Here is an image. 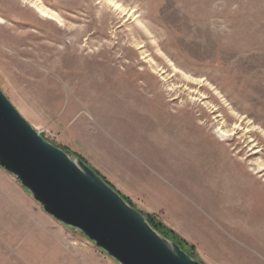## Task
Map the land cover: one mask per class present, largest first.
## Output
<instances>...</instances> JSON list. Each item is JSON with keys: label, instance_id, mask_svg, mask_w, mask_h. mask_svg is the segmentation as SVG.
<instances>
[{"label": "rangeland", "instance_id": "rangeland-1", "mask_svg": "<svg viewBox=\"0 0 264 264\" xmlns=\"http://www.w3.org/2000/svg\"><path fill=\"white\" fill-rule=\"evenodd\" d=\"M0 89L114 188L199 185L225 250L203 264H231L233 233L264 260V0H0ZM0 170V264H119Z\"/></svg>", "mask_w": 264, "mask_h": 264}, {"label": "water", "instance_id": "water-1", "mask_svg": "<svg viewBox=\"0 0 264 264\" xmlns=\"http://www.w3.org/2000/svg\"><path fill=\"white\" fill-rule=\"evenodd\" d=\"M0 167L55 220L119 264H203L156 231L80 157L45 139L0 89Z\"/></svg>", "mask_w": 264, "mask_h": 264}, {"label": "crops", "instance_id": "crops-1", "mask_svg": "<svg viewBox=\"0 0 264 264\" xmlns=\"http://www.w3.org/2000/svg\"><path fill=\"white\" fill-rule=\"evenodd\" d=\"M69 125L70 122L60 116L59 119L53 122L52 128L55 133H59L69 128ZM79 139L81 142H84L82 134L79 136ZM61 142L64 141L62 140ZM75 145L69 141L65 146L72 149L71 146ZM163 167L165 166L163 165ZM165 168V170L159 172H150L147 169H143V173L139 171L137 174H141L143 178H140L139 181L132 179V187H125L123 185L120 187L118 185L115 189L131 199L137 209L143 213L156 216L166 226L177 232L195 248L200 257L206 247H216L217 250H220L219 253L225 254V250L221 249L224 245L222 244L221 246L222 242L220 241L219 231L212 226L213 222L219 223V213L213 209L212 205L211 212H207L206 208H204L207 201L206 203L202 201V205L200 204L199 185H188L187 182L177 179V176V180H175L173 179L172 171L167 167ZM108 182L112 185L110 181ZM14 186L17 189H21L17 184H14ZM1 193L3 198L10 199L9 192L5 189L1 188ZM230 231L231 229L228 227V232ZM233 234L226 251L231 264H264V260L261 258L262 255L247 257L240 250H236V247L240 248L236 244L240 238L235 233ZM248 246L252 247L251 245Z\"/></svg>", "mask_w": 264, "mask_h": 264}, {"label": "trees", "instance_id": "trees-1", "mask_svg": "<svg viewBox=\"0 0 264 264\" xmlns=\"http://www.w3.org/2000/svg\"><path fill=\"white\" fill-rule=\"evenodd\" d=\"M64 149V148H63ZM65 151L69 152L68 150L64 149ZM98 173V172H97ZM105 179V178H104ZM105 181H107L105 179ZM108 182V181H107ZM109 183V182H108ZM110 184V183H109ZM111 185V184H110ZM122 195V194H121ZM123 198L130 204L133 205L130 199L124 195ZM149 224L160 234L166 237L169 240L176 242L188 255L191 257L196 258L197 254H195L194 247L188 244L184 239H182L176 232H174L169 227L165 226L162 222H160L156 217L151 214L143 213Z\"/></svg>", "mask_w": 264, "mask_h": 264}]
</instances>
